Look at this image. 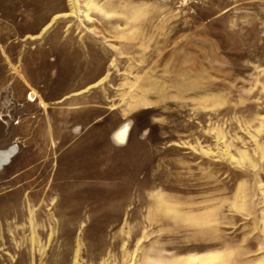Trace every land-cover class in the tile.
<instances>
[{
	"label": "rangeland",
	"instance_id": "374dc122",
	"mask_svg": "<svg viewBox=\"0 0 264 264\" xmlns=\"http://www.w3.org/2000/svg\"><path fill=\"white\" fill-rule=\"evenodd\" d=\"M10 149L0 264H264V0H0Z\"/></svg>",
	"mask_w": 264,
	"mask_h": 264
},
{
	"label": "bare ground",
	"instance_id": "6f19581e",
	"mask_svg": "<svg viewBox=\"0 0 264 264\" xmlns=\"http://www.w3.org/2000/svg\"><path fill=\"white\" fill-rule=\"evenodd\" d=\"M122 132H123V130H122ZM14 154H15L14 150H12V149L6 150V151L0 150V162L5 161L9 158L11 159L14 156Z\"/></svg>",
	"mask_w": 264,
	"mask_h": 264
},
{
	"label": "crops",
	"instance_id": "0c3cea01",
	"mask_svg": "<svg viewBox=\"0 0 264 264\" xmlns=\"http://www.w3.org/2000/svg\"><path fill=\"white\" fill-rule=\"evenodd\" d=\"M122 124H117V125H115L113 128H112V130H111V137L113 138V141L116 143V145H119V146H121V145H124V143H119V142H117L116 140H115V138H114V136H113V133L121 126Z\"/></svg>",
	"mask_w": 264,
	"mask_h": 264
}]
</instances>
